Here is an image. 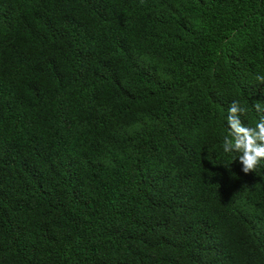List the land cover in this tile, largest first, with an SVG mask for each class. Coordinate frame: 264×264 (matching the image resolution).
Here are the masks:
<instances>
[{"label":"trees","instance_id":"trees-1","mask_svg":"<svg viewBox=\"0 0 264 264\" xmlns=\"http://www.w3.org/2000/svg\"><path fill=\"white\" fill-rule=\"evenodd\" d=\"M257 75L264 0H0V264H264Z\"/></svg>","mask_w":264,"mask_h":264},{"label":"clouds","instance_id":"clouds-1","mask_svg":"<svg viewBox=\"0 0 264 264\" xmlns=\"http://www.w3.org/2000/svg\"><path fill=\"white\" fill-rule=\"evenodd\" d=\"M256 80L264 84V75H257ZM253 107L261 115L255 126L249 127L240 119L247 108L237 101L230 104L226 117L228 134L223 137L222 143L224 153H239L238 161L242 165L241 171L245 174L255 172L264 162V105L257 102Z\"/></svg>","mask_w":264,"mask_h":264}]
</instances>
